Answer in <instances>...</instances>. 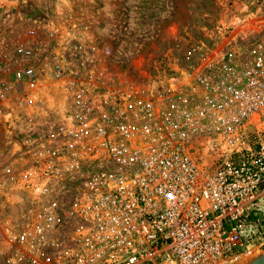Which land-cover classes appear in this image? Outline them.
Listing matches in <instances>:
<instances>
[{
    "label": "built area",
    "instance_id": "2783aa9c",
    "mask_svg": "<svg viewBox=\"0 0 264 264\" xmlns=\"http://www.w3.org/2000/svg\"><path fill=\"white\" fill-rule=\"evenodd\" d=\"M54 33L43 67L45 53L17 48L6 89L27 107L0 113L13 148L0 210L23 206L7 263L234 264L264 251V39L248 59L194 47L131 80L100 66L107 49ZM48 88L61 98L33 102Z\"/></svg>",
    "mask_w": 264,
    "mask_h": 264
},
{
    "label": "rangeland",
    "instance_id": "374dc122",
    "mask_svg": "<svg viewBox=\"0 0 264 264\" xmlns=\"http://www.w3.org/2000/svg\"><path fill=\"white\" fill-rule=\"evenodd\" d=\"M49 27L55 38L76 37V44L101 54L107 49L100 66L114 78L143 80L174 68L177 59L183 63L194 47L207 54L234 49L250 58L264 39V0H0V96L6 95L0 98V113L27 107L6 89L22 61L16 50L23 45L45 53L38 66L43 67L58 47ZM49 93L54 101L61 98L48 88L46 97L35 95L33 102L50 101ZM7 127L0 125V166L13 159ZM1 203L0 264H8L6 230L20 221L23 206L17 200Z\"/></svg>",
    "mask_w": 264,
    "mask_h": 264
},
{
    "label": "water",
    "instance_id": "95a60500",
    "mask_svg": "<svg viewBox=\"0 0 264 264\" xmlns=\"http://www.w3.org/2000/svg\"><path fill=\"white\" fill-rule=\"evenodd\" d=\"M234 264H264V251L256 255L244 258L241 261Z\"/></svg>",
    "mask_w": 264,
    "mask_h": 264
}]
</instances>
